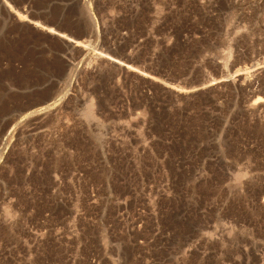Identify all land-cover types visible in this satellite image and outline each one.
Wrapping results in <instances>:
<instances>
[{
  "label": "rangeland",
  "instance_id": "374dc122",
  "mask_svg": "<svg viewBox=\"0 0 264 264\" xmlns=\"http://www.w3.org/2000/svg\"><path fill=\"white\" fill-rule=\"evenodd\" d=\"M0 264H264V0H0Z\"/></svg>",
  "mask_w": 264,
  "mask_h": 264
},
{
  "label": "bare ground",
  "instance_id": "6f19581e",
  "mask_svg": "<svg viewBox=\"0 0 264 264\" xmlns=\"http://www.w3.org/2000/svg\"><path fill=\"white\" fill-rule=\"evenodd\" d=\"M21 19V17H19ZM18 18V19H19ZM33 24L32 27L35 28V29H38L40 30L41 32L45 33V34H48V35H55L59 40H67L66 42L68 43H72L73 45L75 46H78L79 45V42H75L73 41L72 39H67V37H65L63 34L61 33H58V32H55L53 31V29H50V28H47V27H44V26H41L39 23H35V22H32ZM128 69V68H127ZM260 100L259 99H256L255 100V103H258ZM262 102V101H261Z\"/></svg>",
  "mask_w": 264,
  "mask_h": 264
}]
</instances>
